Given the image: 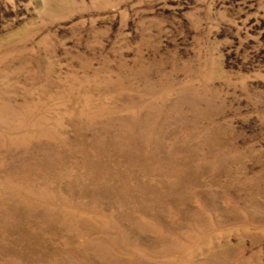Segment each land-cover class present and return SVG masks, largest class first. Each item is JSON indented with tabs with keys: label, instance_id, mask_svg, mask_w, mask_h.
<instances>
[{
	"label": "rangeland",
	"instance_id": "374dc122",
	"mask_svg": "<svg viewBox=\"0 0 264 264\" xmlns=\"http://www.w3.org/2000/svg\"><path fill=\"white\" fill-rule=\"evenodd\" d=\"M0 264H264V0H0Z\"/></svg>",
	"mask_w": 264,
	"mask_h": 264
}]
</instances>
